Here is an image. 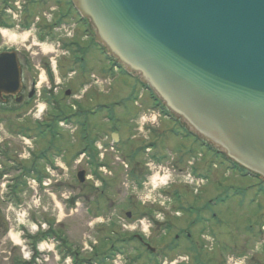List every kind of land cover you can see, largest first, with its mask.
Here are the masks:
<instances>
[{
  "label": "rangeland",
  "instance_id": "374dc122",
  "mask_svg": "<svg viewBox=\"0 0 264 264\" xmlns=\"http://www.w3.org/2000/svg\"><path fill=\"white\" fill-rule=\"evenodd\" d=\"M50 1L55 3L54 0ZM50 6H53V4ZM30 12H34L33 6L30 8ZM24 39H27L26 35L17 37L12 35L8 30L1 29L0 48L3 49L13 45L23 49L21 45L25 44ZM37 48L39 50L41 49L44 53L51 50L44 45L39 47L32 46L31 51L35 55L41 53V50L39 51ZM33 56L34 55H32V58H34L33 64L37 65L38 62L35 61L39 56H42V54L37 55V57ZM101 58L99 52L95 53L96 64L102 65L104 73L106 72V79L109 80V86L107 88V84L105 85V90H107V92L102 100H97V102H103L105 105H108L111 112H113V114H109L111 118L105 122V125H100L101 128L103 126L106 132L116 129L119 131L121 139L124 142L127 138V135L122 134L125 132L124 129L128 131L127 134L129 136L130 124L133 126L137 139L141 142H126L125 146L122 144L121 153L123 156L130 157L132 153L138 150L137 147L141 145H143V147L149 146L153 150H156L155 145H157L159 152L162 154L160 158H163L164 164L171 165L175 169L176 175L184 176L187 180L186 186L176 184V186L170 188L163 194L167 199H172L173 206L171 205L170 207L172 212L176 214L178 213L177 211H180L181 215L178 213L179 216L177 218L174 217V214H170L172 213L171 210L168 212L164 211V221L158 222L156 220V215L162 212L158 207L160 204L154 202L155 204L152 206L151 203H153L154 200H163L156 197L154 193H149L150 191L146 193L139 192L140 194L136 195L132 190L131 178L129 177V173L132 171L130 168L125 173L121 170V173L118 175V181L117 179L109 181V185L106 187L107 191L110 192V194H108L109 197L105 195V202L104 199L99 202L96 196L93 207L91 206V198L86 195V190H81L82 187L76 189L75 192L68 187H64L62 191H66L67 193H64L63 198L58 194H55L57 195L56 199H54L53 196H51V198L46 197L42 200H40L39 197L33 198V192L30 191L26 185L30 177L33 178V175H28V172L25 170L30 169L33 161L38 159L29 154L30 149H36V146L43 148L41 151H32V153L38 156L40 152H44L43 157H46L45 161L47 163H53L56 154L60 150V145L66 146L69 152L77 151L78 153L86 148H93L92 141L96 131H92L89 138L81 140L71 136L72 133L70 131H74L72 126L70 130H68L70 134L68 131L62 132L54 127L51 131L50 139H46V137L42 138L38 135L32 141L29 135H34V130H32L29 135L27 132L16 130V128L22 131L26 130L23 121H21L22 119L19 121L17 120V118H22L21 114L4 116V114L0 113V151L7 155V157H5L2 152H0V225L2 227V231L0 232V264L8 263L2 259V257H6L5 255H21L23 257L21 252L18 253L16 248L13 247L7 239L8 230L20 226L15 222V218L20 221L19 224H22V222L25 223L28 220L35 222V224L32 223L34 225H39V222L43 223L44 217H48V219L55 217L54 219L56 221H61L59 226L63 223L61 227L62 235L65 234V237L68 235V241L72 244H78V242L83 244L86 241L93 240L92 242L95 243V245H93V243L90 244L93 246V252H80L86 255L85 259H87V257L92 259L93 264H114L111 260H114L116 256L121 257L122 264H169L170 261L179 260V258L182 257H188V264H193V260L197 255L195 252L190 253L187 251L186 247L189 246L183 238V235L188 232L191 238H193V241L203 247L202 251L200 246L197 248V251L201 254V259L204 260L203 263L256 264L257 262L254 259L253 261L249 260L251 258H256L257 260L260 259L264 264V183L259 182L254 177L227 168L222 160L219 161L210 150L200 145V142H198V144L194 142L193 138L182 134L179 126L169 119L161 117L159 119V127L156 126L155 128L156 131L164 135L166 134V140L159 141L155 135H150L148 139L143 142L141 140L142 136L146 138L144 135L145 126L143 127L145 122L142 120L140 114L141 112L148 113L147 111L143 112L144 109H152L153 105L148 104L143 106L140 101L143 109H141L139 103L135 105V108L132 105L131 99H133V95L137 96L139 93L138 91L142 89L135 83V80L137 82L138 80L129 78L127 74L121 72L117 66L115 68L111 65L108 66ZM36 72L38 75H41L39 71ZM40 79V86H42V81L44 80L43 75H41ZM125 99L127 101L123 104ZM92 100L95 101L96 99L93 97ZM117 103H122L123 105L116 107ZM40 104V107H42L43 103L41 102ZM46 110H48V107L45 108V113ZM49 118L50 116H39L36 112L35 115L27 121L35 125V122L40 121V119L48 121ZM11 124L13 127H10ZM95 124H97V121H95ZM59 127L63 128V126ZM141 127H143L142 130ZM75 132L77 133L79 131ZM171 132L177 133V137L169 139ZM46 135L45 133L44 136ZM168 139L169 141H167ZM34 141H36V146L34 145ZM48 141H51V143ZM55 141L60 143H56ZM200 154L202 155L201 160ZM70 159L71 157L69 160ZM139 159L141 162L138 166V171H142L141 174L147 176L149 173L144 167L146 160H144L143 155H141ZM85 160L86 158L82 166L89 173V169L86 168L88 162ZM189 161L192 164H190ZM214 162H217V168L215 169L212 167ZM37 163L39 166L43 165L41 162ZM198 164L205 168L202 174L205 185L201 188H198L195 183L190 186L191 178L186 175L190 172L192 173L191 167L193 165L198 166ZM49 167L50 166H46L53 175H60L56 172L57 170L52 171V169H50L51 167ZM36 170L40 174L44 172L41 168ZM31 172L35 173L34 170H31ZM198 173L199 172L196 170V172L192 174L197 175ZM102 174L108 175L106 172ZM35 175L36 174H34V176ZM70 175L71 178L68 172L67 177L71 179V183H75L76 173L72 171ZM13 176H17L16 183L19 185L18 189L22 188L25 190L20 196H12V199H15V203L23 209L22 213L19 215L17 214L16 217H14L12 211L7 209L8 204L11 202V197H6V195H8L7 193H12L15 186L11 183L7 184L9 180L11 181V177ZM52 178L57 179V177ZM171 178L176 179L174 176ZM181 180L182 179H180V181ZM166 182L168 183L167 180ZM94 183H96L94 188L100 187L99 183ZM58 185L59 184L56 186ZM53 187L54 186L49 187V190L56 192ZM100 189L103 188L100 187ZM175 190H178V198L174 197L175 194L173 192ZM69 192L70 195H67ZM38 193H40V191H38ZM145 195L147 200H144L145 205H143L139 198L144 199ZM19 199H21L20 202H16ZM24 204H26V208L28 207L29 209L24 208ZM38 206L40 207L38 208ZM42 209L45 210L47 214H45ZM59 209H61L60 212H58ZM69 209H72V211H67ZM127 213L131 214L129 219L125 218ZM95 216H101L104 221H94L95 224L90 227L89 223ZM151 219L154 223L149 228L148 233L145 232L142 234L141 231L144 230V227L140 226L139 221ZM107 220H110V224L106 222ZM103 222L105 223L98 224ZM164 223L170 225L169 230H167L168 226ZM124 224L126 226L135 225V232L142 236L145 245L154 249V253H149L144 247V244L140 245L136 241L131 240L130 236L133 230L132 228H124L122 226ZM18 230H21V228H18ZM28 233L29 232L21 233V239L18 241L19 246H27V242L24 239L29 235ZM143 235L146 238L143 237ZM174 237H177V242H173ZM124 239H126L125 241H129L127 246L122 243ZM51 242L54 247L57 246L54 239L51 240L50 243ZM38 246H40V243ZM169 246L174 249L169 250ZM109 248L113 250L108 251ZM27 249L30 251L29 247H27ZM50 249L53 250L52 247H50ZM106 251L109 253L107 254ZM94 255H97V257ZM102 255L108 256L101 260L100 257ZM110 255L111 257H109ZM118 264L121 263L119 262Z\"/></svg>",
  "mask_w": 264,
  "mask_h": 264
},
{
  "label": "water",
  "instance_id": "95a60500",
  "mask_svg": "<svg viewBox=\"0 0 264 264\" xmlns=\"http://www.w3.org/2000/svg\"><path fill=\"white\" fill-rule=\"evenodd\" d=\"M72 2L188 130L264 181V0ZM0 86L18 90L13 54L0 56Z\"/></svg>",
  "mask_w": 264,
  "mask_h": 264
},
{
  "label": "flooded vegetation",
  "instance_id": "af4514ba",
  "mask_svg": "<svg viewBox=\"0 0 264 264\" xmlns=\"http://www.w3.org/2000/svg\"><path fill=\"white\" fill-rule=\"evenodd\" d=\"M50 5H52L50 0L34 2V12H26L16 21L5 22L3 19L12 35L17 37L26 35L27 39H24L25 44L21 45L23 49L17 48V46L0 48V53L14 52L16 54L20 69L18 94L15 96L1 94L0 113L4 116L21 114L24 119V128L27 130L25 132L29 135L34 130L35 134L29 135L33 139L48 125L55 126L54 122H58L63 116H66L67 122L73 126L75 138L87 139L92 133L90 128L87 129L85 134L80 131L96 117L99 127H96L95 136L97 139L95 141L105 142L106 131L100 125L105 124L104 120L107 113L105 104L103 102L98 103L97 100H102L105 96L106 72L104 73L102 65L96 64L95 53L99 52L101 59L107 65L110 64L109 57H107L106 51L101 46L95 44L94 30L88 21L80 18L67 2L65 4V1H61L55 4L58 9L56 12L49 11ZM46 15L50 16L49 20L45 17ZM36 41L37 43H35ZM41 45L49 47L51 54L39 56L35 61L38 64L34 65L32 55L37 57L41 53L35 55L31 51L32 46L39 47ZM52 65H54L53 71L51 70ZM42 70L46 73L47 81L45 85L40 86V75L36 71L41 72ZM96 78L99 80L98 85H96ZM93 97L96 99L95 101L92 100ZM44 100H47L49 106L53 104L54 109L49 108L46 113H43L45 116H50L48 121L41 119L33 125L27 120L35 115L39 103ZM75 131L79 132L76 133ZM39 136L45 137L43 133ZM47 138L49 137L47 136ZM56 155H61L65 159L70 157L69 152H58ZM72 155L76 156L77 159L79 157L77 151H72ZM84 156L87 160L94 161L98 154L92 148ZM55 170L60 174L56 180H62L61 171L57 168ZM75 189H78V185H75ZM91 190L94 194L95 190ZM51 223L53 224L51 230L35 236H28V240L32 239L35 243L36 240L50 236L54 239L58 233V227L53 222ZM1 231L2 227L0 225ZM5 256L2 259L8 262L7 264H28L22 262L19 255ZM56 256L51 254L37 255L36 259L42 258L41 264H56ZM66 257L73 259V255H66Z\"/></svg>",
  "mask_w": 264,
  "mask_h": 264
},
{
  "label": "bare ground",
  "instance_id": "6f19581e",
  "mask_svg": "<svg viewBox=\"0 0 264 264\" xmlns=\"http://www.w3.org/2000/svg\"><path fill=\"white\" fill-rule=\"evenodd\" d=\"M96 73H95V77H96ZM44 106L40 107L39 106V110L41 111L43 109ZM142 118L150 123H155L158 121V119L154 116H150L148 114H141ZM63 149L68 151L66 149V146H63ZM105 170L106 172L110 175V177L112 179H117L118 181V175L121 173V159H119L118 163L113 164L110 163L109 161H105ZM162 170L160 168L156 169L155 173H153L152 177H151V183H153L154 185H158L159 181H163L164 177L166 176V174L164 175V177L162 179H160V177L162 176ZM145 199H142L141 202L144 203ZM61 209H59L58 212H60ZM90 224V223H89ZM162 225V224H160ZM144 227V226H143ZM8 241L10 242V240L8 239ZM16 243L18 244V241H16Z\"/></svg>",
  "mask_w": 264,
  "mask_h": 264
}]
</instances>
